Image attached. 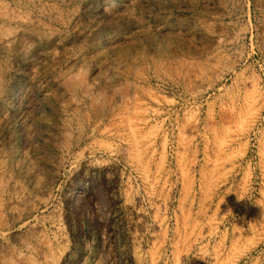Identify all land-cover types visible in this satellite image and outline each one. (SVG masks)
Wrapping results in <instances>:
<instances>
[{
	"label": "rangeland",
	"instance_id": "obj_1",
	"mask_svg": "<svg viewBox=\"0 0 264 264\" xmlns=\"http://www.w3.org/2000/svg\"><path fill=\"white\" fill-rule=\"evenodd\" d=\"M0 264H264V0H0Z\"/></svg>",
	"mask_w": 264,
	"mask_h": 264
}]
</instances>
